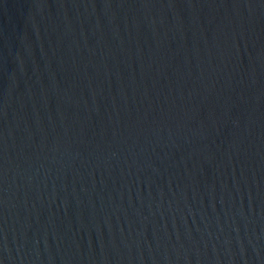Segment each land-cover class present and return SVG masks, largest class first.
I'll return each instance as SVG.
<instances>
[{"label":"water","instance_id":"95a60500","mask_svg":"<svg viewBox=\"0 0 264 264\" xmlns=\"http://www.w3.org/2000/svg\"><path fill=\"white\" fill-rule=\"evenodd\" d=\"M0 264H264V0H0Z\"/></svg>","mask_w":264,"mask_h":264}]
</instances>
